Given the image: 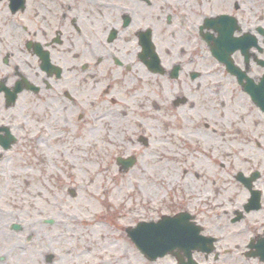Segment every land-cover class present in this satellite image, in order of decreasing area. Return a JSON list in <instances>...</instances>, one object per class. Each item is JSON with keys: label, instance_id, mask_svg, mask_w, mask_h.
Listing matches in <instances>:
<instances>
[{"label": "flooded vegetation", "instance_id": "af4514ba", "mask_svg": "<svg viewBox=\"0 0 264 264\" xmlns=\"http://www.w3.org/2000/svg\"><path fill=\"white\" fill-rule=\"evenodd\" d=\"M71 150L175 246L141 264H264V0H0V182Z\"/></svg>", "mask_w": 264, "mask_h": 264}, {"label": "rangeland", "instance_id": "374dc122", "mask_svg": "<svg viewBox=\"0 0 264 264\" xmlns=\"http://www.w3.org/2000/svg\"><path fill=\"white\" fill-rule=\"evenodd\" d=\"M23 153L18 160L41 166L40 154ZM67 153L64 159L73 165H61L63 157L58 155L55 162L70 179L54 181L41 169L39 175L29 174V180L36 178L29 184L0 182V264H101L104 260V264H141L140 254L128 243L124 231L142 217L138 200L118 192L111 174L90 182L95 174L85 178L80 163L84 152ZM8 171L13 174L15 166L10 165ZM71 187L76 191L73 197L68 192ZM46 219L53 221L47 224ZM12 224H18L20 230H13ZM49 254L53 255L51 262L46 260Z\"/></svg>", "mask_w": 264, "mask_h": 264}, {"label": "water", "instance_id": "95a60500", "mask_svg": "<svg viewBox=\"0 0 264 264\" xmlns=\"http://www.w3.org/2000/svg\"><path fill=\"white\" fill-rule=\"evenodd\" d=\"M13 228L19 229V226L13 225ZM150 230L153 232L154 228L151 227ZM128 232L130 233V236L134 240L140 252L151 260L158 256H162L167 250L171 248V246H168L167 244L147 241L148 238L145 234L143 224H139L135 229L129 230ZM51 258L52 255H49L47 260L50 261Z\"/></svg>", "mask_w": 264, "mask_h": 264}, {"label": "bare ground", "instance_id": "6f19581e", "mask_svg": "<svg viewBox=\"0 0 264 264\" xmlns=\"http://www.w3.org/2000/svg\"><path fill=\"white\" fill-rule=\"evenodd\" d=\"M94 181H95V179L94 180H91L90 182H94ZM86 248H87V246H85V249ZM104 263H105V260L101 262V264H104Z\"/></svg>", "mask_w": 264, "mask_h": 264}]
</instances>
